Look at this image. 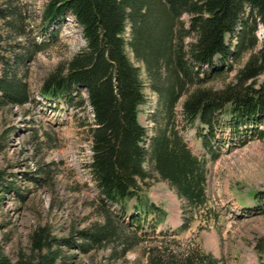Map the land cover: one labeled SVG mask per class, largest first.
Here are the masks:
<instances>
[{
  "label": "trees",
  "instance_id": "16d2710c",
  "mask_svg": "<svg viewBox=\"0 0 264 264\" xmlns=\"http://www.w3.org/2000/svg\"><path fill=\"white\" fill-rule=\"evenodd\" d=\"M64 13L72 15L83 45L41 81L39 94L64 101L79 91L86 94L92 114L87 167L97 190L93 210L99 219L76 234L84 251L109 245L124 255L132 248L130 239L136 237L117 228L114 220L119 214L111 206L118 207L120 216L127 208L131 211L127 223L118 219L122 229L135 226L140 231L151 215L153 231L163 212L141 195L152 180L167 184L183 203V212L206 206V158L190 151L179 126L193 125L197 119L206 132L200 128L197 133L207 139L213 136L220 114L234 124L264 122V34L259 48L232 81L218 89L206 85L222 73L223 61L253 47L255 23L264 30V0H50L40 18L47 25ZM27 20L26 9L13 0H0V98L10 105L27 101L25 82L16 77L15 69L40 49L28 40ZM127 48L141 64L144 78L128 58ZM3 49L11 55L10 63ZM215 54L217 65L202 70L200 65H210ZM144 88L157 98L159 121L149 131L138 119ZM203 139L204 149L215 159L216 153ZM5 187L0 169V191ZM130 199L134 203L128 206ZM185 216L180 229L188 226ZM40 232L31 234L30 256L9 262L0 251V264H54L59 252L50 249L45 233ZM144 252L145 264H218L211 254L195 247L173 250L154 245Z\"/></svg>",
  "mask_w": 264,
  "mask_h": 264
},
{
  "label": "rangeland",
  "instance_id": "374dc122",
  "mask_svg": "<svg viewBox=\"0 0 264 264\" xmlns=\"http://www.w3.org/2000/svg\"><path fill=\"white\" fill-rule=\"evenodd\" d=\"M13 1L26 9L28 40L40 49L15 69L16 77L25 82L27 101L10 105L0 98V169L6 186L0 191V251L9 262L20 255L30 256L31 234L42 231L50 249L59 252L54 264H145V248L154 245L173 250L195 247L211 254L218 264H264V204L261 197L256 198V193L264 190V122L234 124L226 115L218 116L212 137L202 138L217 156L206 164V207L184 212L190 219L186 229L175 233L182 220L183 203L164 181L152 180L143 194L166 214L155 232H150V217L139 231L122 229L119 220L126 222L128 216L119 214L118 220L112 214L117 228L128 236L135 234L136 238L130 239L132 248L124 255L109 245L86 251L81 248L76 231L99 219L93 210L97 190L87 167L91 110L83 91L64 101L41 97L39 87L47 75L81 48L83 40L68 13L47 25L41 21L42 7L50 0ZM252 34L253 47L232 58L207 86L218 89L233 80L262 42L260 23H255ZM246 39H250L249 32ZM2 52L10 60L7 50ZM126 53L144 78L141 64L134 61L128 48ZM144 95L138 119L149 131L159 121L155 113L157 98L147 88ZM180 102L181 97L175 107L177 117ZM197 130L198 126H187L180 133L193 153L203 156L205 150L195 135ZM112 210L119 213L117 207Z\"/></svg>",
  "mask_w": 264,
  "mask_h": 264
},
{
  "label": "bare ground",
  "instance_id": "6f19581e",
  "mask_svg": "<svg viewBox=\"0 0 264 264\" xmlns=\"http://www.w3.org/2000/svg\"><path fill=\"white\" fill-rule=\"evenodd\" d=\"M205 67H206V66H205ZM205 67H204V68H205Z\"/></svg>",
  "mask_w": 264,
  "mask_h": 264
}]
</instances>
